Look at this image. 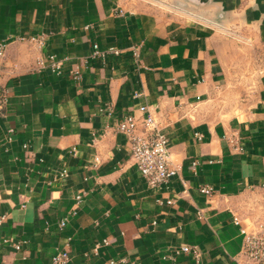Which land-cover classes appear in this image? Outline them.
Wrapping results in <instances>:
<instances>
[{
  "label": "crops",
  "instance_id": "1",
  "mask_svg": "<svg viewBox=\"0 0 264 264\" xmlns=\"http://www.w3.org/2000/svg\"><path fill=\"white\" fill-rule=\"evenodd\" d=\"M181 13L136 0H0V38L43 35L8 41L0 69V264H48L58 249L65 264H196L174 250L183 243L197 246V264H249L231 211L262 201L264 69L251 103L212 119L204 104L224 78L217 24ZM143 103L177 166L156 185L113 128Z\"/></svg>",
  "mask_w": 264,
  "mask_h": 264
},
{
  "label": "built area",
  "instance_id": "2",
  "mask_svg": "<svg viewBox=\"0 0 264 264\" xmlns=\"http://www.w3.org/2000/svg\"><path fill=\"white\" fill-rule=\"evenodd\" d=\"M26 40L36 44L43 42V35L39 34H17L12 38H0V69L5 55L6 44L10 40ZM132 46L133 56L136 58V46ZM93 53L104 54L105 52L117 53L119 50L114 46H108L106 49L97 48L96 43H92ZM40 63L42 60L39 61ZM48 66L51 70L59 72V62L54 58L53 54L48 55ZM74 73H76L74 71ZM7 91L5 85L0 82V111L4 108L6 102ZM139 114L137 116L131 113L123 114L115 123L113 128L126 135L129 146V154L134 166L142 175L149 185H156L176 173L177 166L170 164L168 158V139L162 128L148 106L139 104L137 107ZM197 160H191L190 165L193 168ZM181 183L183 180L181 178ZM198 190L204 194H210L213 190L212 186L203 184L198 186ZM262 201L251 204L247 207L245 215H239L236 211H231L232 222L237 224L240 233L239 255L248 261L249 264H264V192H259ZM78 195H76V198ZM166 202H169L167 200ZM256 212V213H255ZM2 215H0V220ZM64 220H59L62 225ZM101 243L106 244L107 238H102ZM94 243L93 249L97 246ZM19 244L14 243L17 248ZM176 252H185L191 255L194 262H199V249L195 244L183 243L174 247ZM69 256L65 249L54 251L48 264H65ZM122 259V258H121ZM124 260V259H122ZM113 259H109L111 263ZM126 264H135L133 260L127 261Z\"/></svg>",
  "mask_w": 264,
  "mask_h": 264
},
{
  "label": "rangeland",
  "instance_id": "3",
  "mask_svg": "<svg viewBox=\"0 0 264 264\" xmlns=\"http://www.w3.org/2000/svg\"><path fill=\"white\" fill-rule=\"evenodd\" d=\"M136 1L144 8L156 10L160 14H169L172 9L179 14L189 12L184 6L178 5L177 0ZM231 4L234 18L231 21L226 19L223 25L217 24V38H220L218 56L223 65L224 78L204 104L206 108L209 107L207 112L212 119L239 114L241 108L251 103L259 74L264 69V39L258 35L259 17L244 15L248 0H233ZM198 10L212 12L209 7H199Z\"/></svg>",
  "mask_w": 264,
  "mask_h": 264
},
{
  "label": "water",
  "instance_id": "4",
  "mask_svg": "<svg viewBox=\"0 0 264 264\" xmlns=\"http://www.w3.org/2000/svg\"><path fill=\"white\" fill-rule=\"evenodd\" d=\"M232 2L233 0H177V4L184 6L189 12L219 25L226 23V19L231 21L234 18ZM199 7L212 8V12H201ZM243 13L246 17H259L261 23L260 20L264 17V0H249Z\"/></svg>",
  "mask_w": 264,
  "mask_h": 264
}]
</instances>
